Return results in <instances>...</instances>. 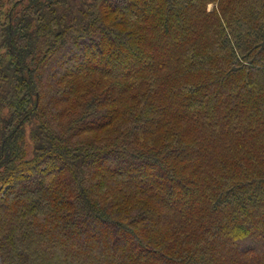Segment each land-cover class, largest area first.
Instances as JSON below:
<instances>
[{"label":"trees","instance_id":"obj_1","mask_svg":"<svg viewBox=\"0 0 264 264\" xmlns=\"http://www.w3.org/2000/svg\"><path fill=\"white\" fill-rule=\"evenodd\" d=\"M0 264H264V0H0Z\"/></svg>","mask_w":264,"mask_h":264},{"label":"rangeland","instance_id":"obj_2","mask_svg":"<svg viewBox=\"0 0 264 264\" xmlns=\"http://www.w3.org/2000/svg\"><path fill=\"white\" fill-rule=\"evenodd\" d=\"M210 8H213V7L211 6ZM99 56H100V55H99ZM99 56H98V57H99ZM85 61L88 62V59H86Z\"/></svg>","mask_w":264,"mask_h":264}]
</instances>
